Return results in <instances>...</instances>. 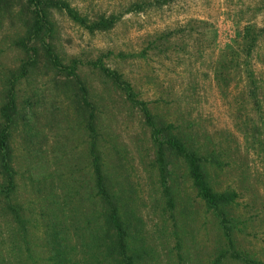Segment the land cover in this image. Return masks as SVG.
<instances>
[{"label":"rangeland","instance_id":"rangeland-1","mask_svg":"<svg viewBox=\"0 0 264 264\" xmlns=\"http://www.w3.org/2000/svg\"><path fill=\"white\" fill-rule=\"evenodd\" d=\"M67 1L87 22L116 17L110 29L90 32L64 12L52 13L55 50L62 63L74 61L87 90L102 173L127 219L125 242L134 263L242 264L230 252L264 261V31L243 66L240 46L236 60L223 56L227 45L236 47L235 23L240 29L244 18L264 30L261 3ZM133 3L144 6L135 9ZM18 32L0 14V106L10 84L18 114L8 128L15 172L10 193L0 175V264H110L92 256L99 206L88 197L87 129L70 101L74 89L56 85L53 80L64 76L40 64L19 74L23 52L13 44ZM99 65L118 73L133 100L213 159L204 162L212 188L237 193L227 206L234 251L179 157L167 165V205L140 105ZM244 67L253 73L257 105L245 87ZM222 71L226 78L218 83L215 74Z\"/></svg>","mask_w":264,"mask_h":264},{"label":"trees","instance_id":"trees-1","mask_svg":"<svg viewBox=\"0 0 264 264\" xmlns=\"http://www.w3.org/2000/svg\"><path fill=\"white\" fill-rule=\"evenodd\" d=\"M153 1L155 5H161L168 0ZM258 1L261 3L260 7L264 10V0ZM133 6L135 9H141L144 4L133 3ZM54 12H64L73 22H76L90 32L93 30L104 31L110 29L116 22V17L113 15L99 16L95 21L87 22L69 5L67 0H0V14L4 16L9 24H16L19 29L17 36L13 40V44L21 48L23 52L19 63V74L23 75L29 67L36 68L40 64L45 70L49 69L64 76L62 80H53L56 85L64 86L70 90L74 89L70 101L74 112L85 121L87 129L86 149L93 183L91 185L93 192L88 197L93 201V206L97 204V201L99 206V212L94 215L93 226H96L97 233L95 236L96 249L92 256H102L110 261V264H135L134 256L128 254L125 242L127 235L125 221L127 219L124 220L123 215L120 213L119 197L115 196L109 190V183L102 173L100 156L96 148L94 116L91 105L86 97L87 90L81 79L74 72L76 68L74 61L71 60L69 64L62 63L61 58L55 50V23L52 18V13ZM242 20L246 24L240 29L238 28L239 25L235 23L236 30L232 42L236 47L227 45L223 56L236 60V57H239L240 54L234 50L240 46L244 60L242 62L240 61L239 65L243 66L246 64V59H249L253 48L257 44V37L264 30L263 28H255L253 24L247 22L248 20H244V18ZM227 62L224 61L226 67ZM98 69L123 89L131 102L140 105L139 109L144 117V123L149 128L151 139L155 145V162L159 174V182L162 185V193L166 197L167 205L169 207L172 205L169 189L164 183L165 175L168 174L167 165L173 158L179 157L185 165L186 173L196 194L219 219L223 229V235L230 238L231 229L229 225L231 218H229L230 212L227 206L237 197V193L228 188L219 191L212 188L208 180L204 162H212L213 159L210 158L209 160L206 155L198 153L197 149L190 146L189 143L187 144L184 137L178 134L172 123L159 116L150 114L142 102L133 100L129 85L121 80L118 73L110 71L102 65H99ZM243 69L247 80L245 87L247 88L252 103L257 105L253 73L249 68L244 67ZM224 78H226L224 71L219 74L216 72V82L221 83V79ZM11 87L12 85L10 84L6 87L4 101L0 106V119L2 122L0 125V175L7 181V193H10L13 187H15L13 182L15 172L11 166L8 128L9 124L18 117ZM262 116H259L260 120ZM243 135L245 137V132ZM93 198L96 200L94 201ZM85 222L88 227L91 225L89 218ZM227 244L234 251V242L231 238L227 240ZM222 254H224L223 251L221 252V257L223 256ZM229 256L238 258L242 264H264V261L254 259L243 252H230Z\"/></svg>","mask_w":264,"mask_h":264}]
</instances>
